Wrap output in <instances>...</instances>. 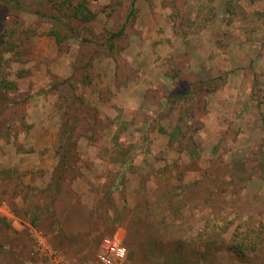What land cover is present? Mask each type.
Masks as SVG:
<instances>
[{"label": "rangeland", "instance_id": "rangeland-1", "mask_svg": "<svg viewBox=\"0 0 264 264\" xmlns=\"http://www.w3.org/2000/svg\"><path fill=\"white\" fill-rule=\"evenodd\" d=\"M80 1L0 0V264H264V0Z\"/></svg>", "mask_w": 264, "mask_h": 264}, {"label": "trees", "instance_id": "trees-1", "mask_svg": "<svg viewBox=\"0 0 264 264\" xmlns=\"http://www.w3.org/2000/svg\"><path fill=\"white\" fill-rule=\"evenodd\" d=\"M134 3H135V0H133L132 3H131V8H130V12H129V16L130 17H131V15L134 14ZM83 9L89 10V9L86 8L84 0L80 1V3L76 4L75 6H73V12H72L71 16L74 17V18H79L80 17L81 20H83V21L90 20V19H92L95 16L93 13L90 12V10L86 14H84L83 13ZM80 15H82V16H80ZM129 16H128V18H129ZM122 31H123V29H121L120 32H122ZM64 170L65 169H59L55 174H53L51 176V178L54 179L53 181L51 180V184L53 186H55L54 187L55 191L53 192L55 194L58 193V191H60L61 189H63L62 188V185H63L62 178L64 176ZM246 226L247 225L245 223H240V224L236 225V227L233 230L235 234H233L231 247H233V246L235 247V244L238 245L237 242L240 241V237L244 233V230H242V229L245 228ZM254 238H257V237H254ZM254 238L251 239L252 244H255V243H253L255 241L257 242V240H254ZM257 239H259V238H257Z\"/></svg>", "mask_w": 264, "mask_h": 264}, {"label": "built area", "instance_id": "built-area-1", "mask_svg": "<svg viewBox=\"0 0 264 264\" xmlns=\"http://www.w3.org/2000/svg\"><path fill=\"white\" fill-rule=\"evenodd\" d=\"M98 250V264H118L125 259L127 253L126 247L113 237H104ZM50 251L48 248L46 252Z\"/></svg>", "mask_w": 264, "mask_h": 264}, {"label": "crops", "instance_id": "crops-1", "mask_svg": "<svg viewBox=\"0 0 264 264\" xmlns=\"http://www.w3.org/2000/svg\"><path fill=\"white\" fill-rule=\"evenodd\" d=\"M255 26H253V28H254ZM263 29H264V26H262V27H259L257 30H256V32L258 33L259 32V30L262 32L263 31ZM44 167H46V168H48L47 166H44Z\"/></svg>", "mask_w": 264, "mask_h": 264}]
</instances>
